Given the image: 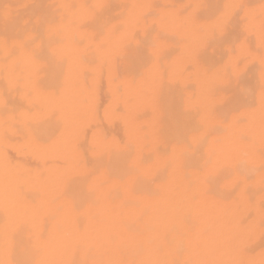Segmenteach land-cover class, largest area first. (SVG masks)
I'll use <instances>...</instances> for the list:
<instances>
[{
	"label": "bare ground",
	"instance_id": "6f19581e",
	"mask_svg": "<svg viewBox=\"0 0 264 264\" xmlns=\"http://www.w3.org/2000/svg\"><path fill=\"white\" fill-rule=\"evenodd\" d=\"M0 264H264V0H0Z\"/></svg>",
	"mask_w": 264,
	"mask_h": 264
}]
</instances>
